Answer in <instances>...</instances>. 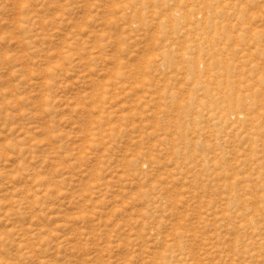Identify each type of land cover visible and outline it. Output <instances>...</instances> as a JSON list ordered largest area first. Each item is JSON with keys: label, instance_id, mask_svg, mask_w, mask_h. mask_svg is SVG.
Listing matches in <instances>:
<instances>
[{"label": "rangeland", "instance_id": "374dc122", "mask_svg": "<svg viewBox=\"0 0 264 264\" xmlns=\"http://www.w3.org/2000/svg\"><path fill=\"white\" fill-rule=\"evenodd\" d=\"M0 264H264V0H0Z\"/></svg>", "mask_w": 264, "mask_h": 264}, {"label": "bare ground", "instance_id": "6f19581e", "mask_svg": "<svg viewBox=\"0 0 264 264\" xmlns=\"http://www.w3.org/2000/svg\"><path fill=\"white\" fill-rule=\"evenodd\" d=\"M248 1V0H247ZM145 2V1H144ZM154 6V5H153ZM137 7V6H136ZM140 12V11H139ZM176 12H179L177 15H180V16H182V14L180 13V11H176ZM148 14V13H147ZM193 14V13H192ZM175 15V14H174ZM140 16V15H139ZM142 16V15H141ZM168 20L166 19L164 22L165 23H171L173 20H175V17H171V16H169L168 15ZM147 19V18H146ZM170 19V20H169ZM177 19V18H176ZM168 21V22H167ZM164 22H161L160 23V26H163V25H166V24H164ZM145 26V25H144ZM171 26L173 27H175L176 26V24H174V23H172L171 24ZM173 27V28H174ZM149 28V27H148ZM156 28V27H155ZM156 32V31H155ZM154 32V33H155ZM150 34V33H149ZM236 40L237 41H240L241 40V36L240 35H237L236 36ZM149 44V43H148ZM143 61V60H142ZM200 60L197 58V60H195V58H194V67H195V63H196V65H198V62H199ZM206 64H207V66H208V68L207 69H209L210 68V64H208L207 62H205ZM220 63H222V61H220V60H217V62H215L214 63V66H218V64H220ZM223 64V63H222ZM227 66H229V64H227ZM141 68V67H140ZM143 69V68H142ZM136 76V75H135ZM142 79V78H141ZM136 82V81H135ZM245 99H247V97L246 96H241V94H237L236 95V98L234 99L236 102H241V101H244ZM253 102V101H252ZM254 105V104H253ZM252 105V106H253ZM239 109H234V110H232L231 108H224V112L222 111V117H227L228 119H230L231 118V116L232 115H234V116H236L238 119H241V113L238 111ZM253 111H254V109H253ZM256 112V111H255ZM243 113V112H242ZM250 114V113H249ZM214 115H215V117H216V114L214 113ZM245 115V114H244ZM246 116V115H245ZM218 118H221V116H219ZM193 139H194V137H192V138H190V141H192L194 144H196V146L197 145H199V144H201V143H199L200 142V140L201 139H198L197 141H193ZM204 143V142H203ZM206 148H208L207 146H206ZM206 151V150H205ZM203 152V151H202ZM222 155V154H221ZM223 158V157H222ZM221 162V161H220ZM227 162V161H226ZM220 165H222V164H220ZM222 187V186H221Z\"/></svg>", "mask_w": 264, "mask_h": 264}]
</instances>
